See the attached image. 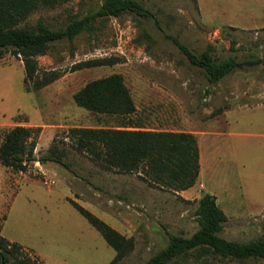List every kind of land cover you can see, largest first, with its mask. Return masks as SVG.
Here are the masks:
<instances>
[{
	"label": "rangeland",
	"instance_id": "obj_1",
	"mask_svg": "<svg viewBox=\"0 0 264 264\" xmlns=\"http://www.w3.org/2000/svg\"><path fill=\"white\" fill-rule=\"evenodd\" d=\"M141 1L159 24L134 13L98 19L93 33L59 41L39 57L41 74H60L42 89H26L21 58H0V144L10 128L23 124L42 127L37 158L54 142L67 150L68 167L35 161L22 172L0 164V235L44 264H109L116 255L72 199L135 238L134 250L118 264H149L171 235L191 237L200 228L196 209L205 193L216 195L229 217L224 238L249 242L264 237V64L211 83L167 37L220 59H264V0ZM103 2L60 0L28 22L65 28L96 13ZM100 57L122 61L73 70L81 61ZM113 74L123 75L136 112L106 115L76 103L75 94L89 82ZM123 126L197 132L204 174L193 190L175 193L152 186L138 173L105 170L68 134L73 127ZM174 264H264V259L189 255Z\"/></svg>",
	"mask_w": 264,
	"mask_h": 264
},
{
	"label": "trees",
	"instance_id": "obj_2",
	"mask_svg": "<svg viewBox=\"0 0 264 264\" xmlns=\"http://www.w3.org/2000/svg\"><path fill=\"white\" fill-rule=\"evenodd\" d=\"M198 1V0H196ZM60 0H0V58L12 54L24 62L28 91L42 89L60 77L56 71L41 74L39 57L49 53L53 45L68 39L73 42L84 32L93 33L98 19L134 13L159 24L156 14L141 0H104L94 14L72 20L65 28H51L43 21L32 27L28 19L40 9L55 8ZM22 23H25L22 26ZM189 62L199 67L211 83H217L238 69L264 64V59H220L210 50L197 53L179 38L167 34ZM120 57H100L81 61L73 70L113 65ZM76 103L90 111L127 116L136 107L122 74H113L89 82L75 96ZM132 128V129H129ZM41 126L18 124L10 128L0 144V164L5 168L27 172L31 163L58 162L66 167L67 153L55 142L48 153L37 158L36 149ZM69 136L77 148L88 153L105 170L138 173L152 186L175 193L193 187L200 175V147L191 132L145 130L142 126L121 128L73 127ZM74 207L94 226L116 251L109 264H118L135 248V238L126 237L102 218L71 200ZM200 228L191 237L171 235L168 246L149 264H174L189 255H204L233 260L264 259V237L249 242L229 240L221 235L229 220L217 197L205 193L196 209ZM22 245L0 235V264H44L39 258L22 253ZM13 259V261H12Z\"/></svg>",
	"mask_w": 264,
	"mask_h": 264
},
{
	"label": "crops",
	"instance_id": "obj_3",
	"mask_svg": "<svg viewBox=\"0 0 264 264\" xmlns=\"http://www.w3.org/2000/svg\"><path fill=\"white\" fill-rule=\"evenodd\" d=\"M195 134L198 136V133L197 132H195ZM198 143H199V141H198ZM199 147H200V162H201V170H200V175H199V178H198V180L200 179V178H202V174H204V165H203V155H202V153H201V145H200V143H199ZM195 186H193V187H191V188H189V189H187V190H184V191H182V193L183 194H185V193H189V192H191V190H193V188H194ZM247 192V191H246ZM248 192H250L249 190H248ZM214 195V194H213ZM216 196V195H215ZM246 198L249 200V198H251V196L249 195V194H246ZM217 197V196H216ZM217 200H218V198H217ZM219 203V202H218ZM224 210V209H223ZM225 211V210H224Z\"/></svg>",
	"mask_w": 264,
	"mask_h": 264
}]
</instances>
